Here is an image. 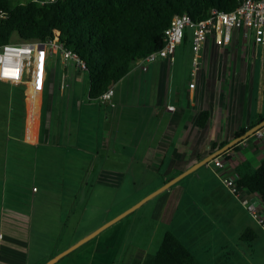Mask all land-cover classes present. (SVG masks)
<instances>
[{
	"label": "crops",
	"instance_id": "0c3cea01",
	"mask_svg": "<svg viewBox=\"0 0 264 264\" xmlns=\"http://www.w3.org/2000/svg\"><path fill=\"white\" fill-rule=\"evenodd\" d=\"M222 36L207 39L196 69L187 37L173 63L132 68L113 85L114 106L91 101L87 73L42 45L29 78L0 80V264H44L72 249L108 223L110 205L122 215L264 118L259 35L240 26ZM222 155L239 177L263 161L264 137ZM248 229L252 242L240 239ZM169 231L192 264H264V229L208 163L55 264H153Z\"/></svg>",
	"mask_w": 264,
	"mask_h": 264
},
{
	"label": "trees",
	"instance_id": "16d2710c",
	"mask_svg": "<svg viewBox=\"0 0 264 264\" xmlns=\"http://www.w3.org/2000/svg\"><path fill=\"white\" fill-rule=\"evenodd\" d=\"M13 1L0 0V47L26 42L62 44L84 63L89 99L98 101L137 60L164 47L175 16L188 14L196 23L209 18L214 9L229 13L245 0H61L46 5L31 0L16 6ZM207 116L202 114L201 126ZM263 120L260 117L248 130ZM246 132L242 130L236 137ZM239 146L231 149L237 151ZM245 167L238 171L239 185L259 194L264 203V159L255 169ZM255 238L251 229L240 236L246 242ZM193 262V255L179 238L166 232L153 264Z\"/></svg>",
	"mask_w": 264,
	"mask_h": 264
},
{
	"label": "built area",
	"instance_id": "2783aa9c",
	"mask_svg": "<svg viewBox=\"0 0 264 264\" xmlns=\"http://www.w3.org/2000/svg\"><path fill=\"white\" fill-rule=\"evenodd\" d=\"M39 5L56 3L61 0H32ZM242 26L247 35L256 33L260 37L261 44L264 45V0H245L235 10L227 13L216 9L211 11V15L204 21L193 22L188 14L177 15L173 18L171 27L168 30L164 47L158 52L148 55L134 63V67L142 68L146 63L156 62L158 59L166 60L171 63L174 61L176 49L185 37L187 28L193 29L192 50L195 58L193 60L194 68H198L197 55L204 47L207 39L214 33H222L221 43L231 39L235 28ZM42 45V53L63 52L67 57L73 58L78 67L85 68L84 63L79 57L70 50L63 47L62 44L55 41L9 43L0 47V80L8 83H21L25 79L26 65L36 60L37 46ZM63 86L65 83L63 81ZM113 85L99 98L102 102L112 103ZM171 111L175 107H169ZM251 137L262 139L264 137L263 129L258 130L248 138L243 139L239 145L242 148L248 146ZM211 165L215 174L225 188L240 201L250 216L264 229V203L257 193L249 191L247 188L239 185V177L229 170L227 160L223 155L213 159L208 163ZM228 167V169H227Z\"/></svg>",
	"mask_w": 264,
	"mask_h": 264
},
{
	"label": "water",
	"instance_id": "95a60500",
	"mask_svg": "<svg viewBox=\"0 0 264 264\" xmlns=\"http://www.w3.org/2000/svg\"><path fill=\"white\" fill-rule=\"evenodd\" d=\"M264 128V120L262 122H260L258 125L254 126L252 129H250L244 136L242 137H238L236 138L234 141H232L231 143L227 144L225 147L221 148L219 151H217L216 153L212 154L211 156H209L208 158H206L204 161L200 162L199 164H197L196 166L192 167L191 169H189L188 171H186L184 174H182L180 177L176 178L175 180L171 181L170 183L166 184L165 186H163L161 189H159L158 191H156L155 193L151 194L150 196H148L147 198H145L144 200H142L141 202H139L137 205H135L134 207H132L131 209H129L128 211H126L125 213H123L122 215L118 216L116 219L108 222L107 224H105L103 227H101L100 229H98L97 231H95L93 234H91L90 236L86 237L85 239H83L82 241H80L75 247H73L72 249L56 256L55 258H53L52 260H50L48 263L46 264H55L60 258L64 257L65 255L69 254L71 251H73L74 249L82 246L83 244L91 241L92 239H94L99 233H101L103 230H105L106 228L112 226L113 224H115L116 222H118L119 220H121L122 218H124L125 216H127L128 214H130L132 211L138 209L142 204H144L147 200L153 198L154 196L158 195L159 193L165 191L166 189H168L170 186L176 184L181 178H183L184 176L193 173L194 171H196L200 166L206 165L207 163H209L211 160L219 157L220 155H222L225 151L230 150L232 147H234L235 145L239 144L243 139L248 138L249 136L253 135L255 132H257L258 130H261Z\"/></svg>",
	"mask_w": 264,
	"mask_h": 264
},
{
	"label": "rangeland",
	"instance_id": "374dc122",
	"mask_svg": "<svg viewBox=\"0 0 264 264\" xmlns=\"http://www.w3.org/2000/svg\"><path fill=\"white\" fill-rule=\"evenodd\" d=\"M29 1H31V0H15V1H13V6H16L18 3H27V2H29ZM192 34H193V29L192 28H187V30H186V37H187V40H185L184 41V44H183V46L182 47H184V46H186L187 47V51H188V49L191 47V41H192ZM180 49V48H179ZM178 49V51H177V59L178 60H180L181 59V52L182 51H180ZM180 51V52H179ZM39 52V49L37 50V53ZM159 60V59H158ZM157 60V61H158ZM182 68V67H181ZM34 70H35V60H32L31 61V63H28L27 65H26V74H25V78L28 76V78L32 75V73L34 72ZM86 79H87V82H88V76H86ZM131 83H132V81H131ZM87 128H88V126H86ZM68 167V166H67ZM67 167H63V170H68V168ZM63 173H64V171H62ZM69 172H70V169H69ZM79 174H80V172H79ZM69 189H70V187L68 188V192H69ZM135 188L133 187V186H131L130 185V187H126L125 188V192L127 193V192H132L133 190H134ZM152 194V193H151ZM150 195V194H149ZM149 195H147V196H149ZM147 196H145L144 198H146ZM143 198V199H144ZM143 199H141L140 201H142ZM139 201V202H140ZM139 202H137V203H135L134 205H132L130 208H128L127 210H129V209H131L132 207H134L136 204H138ZM129 204H127V206H128ZM112 206H114V205H110V220L109 221H107V222H110V221H112V220H114V219H116L118 216H116L115 215V213L117 212L116 211V208L117 207H112ZM130 206V205H129ZM126 210V211H127ZM137 211H139V210H137ZM140 211H143V210H140ZM125 212V211H124ZM136 213H141V212H136ZM122 214V213H121ZM103 215V214H102ZM114 216H116V217H114ZM133 217V216H132ZM106 224V223H105ZM104 224V225H105ZM103 226V225H102ZM101 226V227H102ZM101 227H99V228H101ZM97 230V229H96ZM87 237V236H86ZM79 238V237H78ZM85 237H83V238H81V239H79V241H81L82 239H84ZM132 239V237H131V235H129L128 237H127V239ZM78 241V242H79ZM77 242V243H78ZM63 246V245H62ZM50 261V260H49ZM49 261H47L46 263H48ZM46 263H44V264H46Z\"/></svg>",
	"mask_w": 264,
	"mask_h": 264
},
{
	"label": "bare ground",
	"instance_id": "6f19581e",
	"mask_svg": "<svg viewBox=\"0 0 264 264\" xmlns=\"http://www.w3.org/2000/svg\"><path fill=\"white\" fill-rule=\"evenodd\" d=\"M39 46V45H38ZM38 46H37V49H38ZM43 50V49H42Z\"/></svg>",
	"mask_w": 264,
	"mask_h": 264
}]
</instances>
